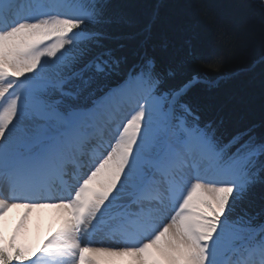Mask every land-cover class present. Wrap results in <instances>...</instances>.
Masks as SVG:
<instances>
[{"label":"trees","instance_id":"1","mask_svg":"<svg viewBox=\"0 0 264 264\" xmlns=\"http://www.w3.org/2000/svg\"><path fill=\"white\" fill-rule=\"evenodd\" d=\"M82 38L62 39L38 65L35 93L72 121L129 77L172 99L175 119L242 172L223 199L234 238L264 237V0H67ZM247 237V235H246ZM6 258L0 252V261Z\"/></svg>","mask_w":264,"mask_h":264},{"label":"rangeland","instance_id":"2","mask_svg":"<svg viewBox=\"0 0 264 264\" xmlns=\"http://www.w3.org/2000/svg\"><path fill=\"white\" fill-rule=\"evenodd\" d=\"M31 1L29 0V2ZM36 1L38 6L40 4L51 6L53 13L43 19L30 22L15 21L0 31V67H6L14 76L20 78L25 75V73L21 75V71H29L35 68L38 62L47 58L59 38L63 39L66 37V33H72L71 29L74 30L71 26L73 25V20L79 17H73L70 13L62 12L61 0ZM66 25L70 26L66 27ZM43 39H50V43L43 45ZM1 80L0 77V82ZM5 86L0 87L1 93L6 89ZM24 95L26 96V94ZM126 95L133 102L129 107H126L125 104V107L122 108ZM8 103L15 110L13 113L9 108L3 109V111L7 110V112L12 114L10 116L12 119L9 121L6 118V123H3L0 127V145H2V149L4 148L8 155L1 160V163L12 155H20L21 152L18 147L21 142L15 138L16 135L20 136V132L26 134L31 140L40 136V133L37 132L41 122L38 114L32 113L31 110L18 109L13 101L8 100ZM149 103L151 107L162 108L164 100L161 97L151 98ZM120 108L121 114L118 117L122 114L123 116H121V121L116 124L115 121L118 118L117 115ZM24 111L31 113L28 114V112ZM146 111H148V106L144 90L134 89L131 91L128 87H125L119 91L116 100L112 98L108 104L101 106L98 111L92 112L91 117L87 119L85 124L80 122L81 126L78 124L73 127L70 126L71 132L82 129V132L77 131L76 133L77 137L81 136V151L79 150L77 159L63 158V163L70 168L69 170L77 172L74 178L78 181L77 186L75 185L77 196L71 195L65 200H73V198L79 200L87 185L100 190V194L94 195V200L85 213L81 227L78 230L71 227L73 234L78 239H83L86 236L89 241L85 247V242L76 241L73 236L74 243L78 250L83 252L85 250L87 254L89 251V257L94 260L92 261L93 264H108L105 261L109 260L112 254H123L126 252L137 253L138 256L135 255V259L141 257L145 260L141 264H205L206 258L196 244L198 235L194 233V230L192 231V228L195 226V222L197 224L201 223L199 220L200 216L204 218L202 214L198 216V211L203 212L207 217L209 216L211 223L214 222L212 220L214 215L212 214L211 206L206 203L210 202L212 207L219 212L222 204L221 198L235 190L234 183L236 180L231 177L234 176L232 174L233 171H227L228 168L226 166L217 171L212 165L213 162H211L210 155L212 153L210 154L206 150L199 153L195 149H184L181 143L173 142L177 141L176 138L168 136L166 137L167 142L162 141L160 143L162 145L160 151H167L168 147L165 143L179 148L178 155L174 156L168 163L170 173L166 177L150 174L152 179L147 187H151L154 190L155 197L152 200L139 203L138 205L129 203L134 189L145 183L144 181L141 183L140 180L145 179L147 171L145 169L134 171L135 168L128 166L124 162L123 152L135 149L136 153H139L138 148L140 147V151L142 149L140 145L148 143L147 139L143 140L140 137V132L145 126L142 117L146 115ZM112 117H116V119L112 122V126L109 125V128L100 131L98 127H95V129L99 130V133L103 132V134H97V137L111 138L110 141H106L107 145L105 148L101 149V144L97 148H95V145L93 147L90 145L86 146L85 138L90 134L94 135L98 131L85 134L86 127L97 126V122L102 120L101 118L104 119L102 121L104 122ZM44 120H47V118H44ZM52 124L53 122H48L46 131H54L50 128ZM9 132L12 135L8 134ZM44 133L47 132L44 131ZM43 140L36 141L33 146H31L33 142L25 146L27 147L26 151L22 149V153L25 156L27 153L31 154L32 151L37 150H42L45 155L46 149L52 154L50 161L53 162L44 167L42 174L23 173L17 179H13L11 183L2 176L3 172L0 173V205L2 204L3 206L0 210V247L8 249V245H10L12 240L35 244L36 252L30 260L31 264H71L70 261L73 262V260L76 264H81L79 263L81 259H78L76 252L73 251L75 247L58 245L57 238H59L60 229L58 230L57 228H61L62 223H57L54 219V214L52 212L40 213L39 216H42L40 217L42 219L41 222L38 221V216L30 217L33 212L31 207H29L31 205L23 204L44 200L31 201L24 197H19L25 195L22 192L25 191L24 189L43 183L47 179L52 180L50 182V190L52 195L57 198L60 183L66 188L72 187L74 184L72 182L74 178L71 180V175L68 172H59V166L55 162L57 160L61 162V157L57 160L53 159L54 156L56 157L55 153L53 154L55 150L66 149L62 143L63 139L60 138L54 142H51V139ZM92 141L94 144L102 143L100 138ZM203 144V140L197 141L196 147L198 150L204 148ZM9 145H12L11 149H9ZM65 151H69V149ZM69 152L71 153V151ZM80 159L84 161L78 162ZM82 163L85 164L82 165ZM65 200H61V203L66 208L67 201ZM11 201L16 202L10 204ZM22 201L26 202L22 203ZM56 202L53 203L47 200L43 204L54 205ZM181 204L192 207L194 211V215L188 218L189 224L187 219L180 214ZM8 205L13 206L8 208L6 207ZM32 215L34 214L32 213ZM125 215L135 216L139 222L141 221L144 225L143 231L130 229L131 226L122 220ZM63 222L64 226H66L65 224L72 225L69 220V213L63 219ZM27 225L34 230L31 236L29 234L23 235L25 232L21 230L25 229ZM40 228H42L41 231ZM55 235L56 237H54ZM109 254L110 256L108 257ZM135 259H133L134 262H136ZM244 261L245 264H264V245L262 251L249 253V256ZM120 262L118 261V263ZM231 264L241 263L233 260Z\"/></svg>","mask_w":264,"mask_h":264},{"label":"bare ground","instance_id":"3","mask_svg":"<svg viewBox=\"0 0 264 264\" xmlns=\"http://www.w3.org/2000/svg\"><path fill=\"white\" fill-rule=\"evenodd\" d=\"M130 102V100H128L127 102H125L124 104H128ZM125 110H126V108H125ZM119 114H121V108H120V111H119V113H118V115H117V117L119 116ZM121 116H123V114L122 115H120V117H118L117 119H116V117H112L111 119H109V120H105L104 122H102L104 119L103 118H101L102 120H100L99 122H97L98 123V125L97 126H91V128H90V131L91 132H94V131H96V130H98V129H100V131H103L104 129H107V128H109V125H111L112 124V122L116 119V124H118L120 121H121ZM110 122V124H108ZM112 126V125H111ZM95 127H98V129H95ZM114 127V126H113ZM99 131V130H98ZM84 133H87V131L86 132H84ZM100 133H102L103 134V132H100ZM91 136H93V135H91ZM70 138L71 139H73V137L70 135ZM81 139V138H80ZM80 139H77V140H74V142H73V146L77 149V150H79V146H78V144H80ZM104 139V138H103ZM106 139V138H105ZM92 139H89L88 141H90L91 143H92V141H91ZM87 141V142H88ZM89 142V143H90ZM91 143H90V145H91ZM105 142H103L102 144H104ZM100 144V143H99ZM106 144V143H105ZM65 145V148L68 150L69 149V151L71 150L70 148H68L69 146H70V143L69 144H64ZM2 146V145H1ZM69 151H65V154H64V151L62 150V152H63V156H65L66 155V158H73V155L69 152ZM57 152H59L58 150H55L54 151V153H57ZM75 152V151H74ZM60 153V152H59ZM125 154V153H124ZM52 159V154H50L49 152H47V156H45V158H44V161H43V165H47V164H49V163H52L53 161H50ZM54 160H57L58 159V157H54L53 158ZM77 159V158H76ZM50 161V162H48V161ZM57 163H60V162H58V160H57ZM65 167H67V166H61V168L65 171L66 169H65ZM27 169H31V170H34V168H31V167H27V166H24V168H23V171L24 170H27ZM19 172H20V170H19ZM18 172V173H19ZM67 172H71L69 169H68V171ZM16 175L14 174V175H11L10 177H6L7 179H10V181H11V179L12 178H14ZM54 193V192H53ZM10 204H13V202H11ZM27 204V203H26ZM2 206V205H1ZM11 206H13V205H8V206H6V207H11ZM5 207V208H6ZM31 207V206H30ZM16 208V207H15ZM17 208H19V207H17ZM21 208H23V207H21ZM85 209H87V208H85ZM31 210L33 211L32 213L34 214V215H32V213H31V215H30V217H32V216H35V217H39V219H38V221H41L42 222V219H40V217H42V216H39V214L40 213H42V212H46V213H48V212H52V214H54V219L57 221V223L58 224H61L62 223V226H61V228H57L58 230L60 229V231H59V238H57L58 239V245L59 246H64V245H67V246H71L72 248H74L73 249V251L74 252H76L75 254L78 256V254L81 252V251H79L78 250V247L76 246V244L74 243V237H75V240L76 241H81L82 239L80 238V239H78L76 236H75V234H73V232H72V229H73V226L70 224V225H68V224H65L66 226H64V222H63V219H65L67 216H68V212H67V210H66V208L61 204V203H56L55 205H46V204H39V205H37V206H33L32 208H31ZM44 218V217H43ZM53 220V219H52ZM70 220V222L72 221V219L70 218L69 219ZM69 222V221H68ZM47 223V222H46ZM36 225H37V223H35ZM57 224V226H59ZM41 226V225H40ZM71 227H72V229H71ZM143 228H144V226H143ZM143 228L141 229V231H143ZM130 229H132V228H130ZM22 231H24L25 233L23 234V235H25V234H29V236H31L32 235V233L34 232V230L32 229V228H30V227H28V225L25 227V229H21ZM42 230V228H40V231ZM58 230H57V232H58ZM56 232V233H57ZM21 233V232H20ZM20 235V234H19ZM58 235V234H57ZM74 236V237H73ZM139 236V235H138ZM54 237H56V235L54 236ZM54 239V238H53ZM84 240H83V242H85V247H86V245H87V242L89 241V239H86V236L83 238ZM130 242V241H129ZM51 245V244H50ZM55 247H57V246H55ZM94 252V251H93ZM100 252V251H99ZM117 252V251H116ZM106 253V252H105ZM89 251H88V254L85 252V250H84V254H83V257H82V260H80L79 261V263H81V264H93V262L92 261H94L93 259H92V257H89ZM135 255H137L138 256V254L137 253H135V252H132V253H130V252H126V253H123V254H112V256H111V258L109 259V260H107V261H105L106 263H108V264H141L142 263V261L144 260L143 258H137V259H135ZM110 256V254L108 255V257ZM114 256H116V258H114ZM134 257V258H133ZM120 259H122V260H120ZM133 259H135V261L136 262H134L133 261ZM118 261H121L120 263H118ZM71 262V264H76L75 263V261L73 260V262L72 261H70ZM97 262V261H96ZM144 262H145V260H144ZM98 264V263H97Z\"/></svg>","mask_w":264,"mask_h":264}]
</instances>
